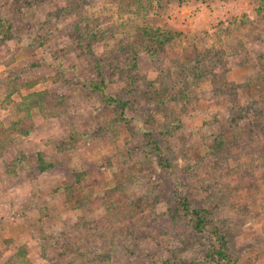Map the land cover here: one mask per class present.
<instances>
[{
  "label": "rangeland",
  "instance_id": "1",
  "mask_svg": "<svg viewBox=\"0 0 264 264\" xmlns=\"http://www.w3.org/2000/svg\"><path fill=\"white\" fill-rule=\"evenodd\" d=\"M176 190L264 264V0H0V264H233Z\"/></svg>",
  "mask_w": 264,
  "mask_h": 264
},
{
  "label": "trees",
  "instance_id": "2",
  "mask_svg": "<svg viewBox=\"0 0 264 264\" xmlns=\"http://www.w3.org/2000/svg\"><path fill=\"white\" fill-rule=\"evenodd\" d=\"M139 3L140 0H131V5L135 3ZM143 35L156 46H164L167 42H169L172 38L169 36H165L164 33L160 31H153V30H142ZM153 47V46H152ZM104 84V83H103ZM95 89L101 90L99 86L95 85L92 86ZM38 93H30L22 97L20 105L23 108L27 109L29 107H33L36 105L34 99ZM110 101H114L111 100ZM118 107L121 110H124L125 103L119 102ZM220 143V142H219ZM40 159V156H39ZM163 167L168 169L170 166L167 165V161L163 158L162 160ZM40 170H44L45 167H39ZM181 191L176 190L174 192V199L177 201V210L187 218L188 222L191 223L192 229L197 233H204L206 231L207 226H212L209 230L212 239V249L209 251V256H211L216 262H233V264H237L235 261L232 260V257L229 254L228 249V240L226 235L219 231L216 226L212 225L211 219L208 218V211L204 208L193 207L187 197H182L180 195Z\"/></svg>",
  "mask_w": 264,
  "mask_h": 264
}]
</instances>
